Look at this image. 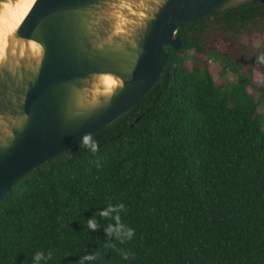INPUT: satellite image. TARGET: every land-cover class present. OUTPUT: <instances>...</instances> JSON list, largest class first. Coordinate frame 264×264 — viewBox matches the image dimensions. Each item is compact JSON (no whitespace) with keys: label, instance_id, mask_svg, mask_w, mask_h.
Here are the masks:
<instances>
[{"label":"trees","instance_id":"obj_1","mask_svg":"<svg viewBox=\"0 0 264 264\" xmlns=\"http://www.w3.org/2000/svg\"><path fill=\"white\" fill-rule=\"evenodd\" d=\"M260 30L261 1L180 29L168 78L95 148L79 141L0 200V264H264Z\"/></svg>","mask_w":264,"mask_h":264},{"label":"water","instance_id":"obj_2","mask_svg":"<svg viewBox=\"0 0 264 264\" xmlns=\"http://www.w3.org/2000/svg\"><path fill=\"white\" fill-rule=\"evenodd\" d=\"M120 1L35 0L14 31L43 50L39 59L8 53L0 63V200L30 170L133 108L162 74L167 79L174 64L165 46L181 48L185 25L264 3L143 0L148 6L136 7L147 15L122 25L108 13ZM102 73L122 83L95 94Z\"/></svg>","mask_w":264,"mask_h":264},{"label":"bare ground","instance_id":"obj_3","mask_svg":"<svg viewBox=\"0 0 264 264\" xmlns=\"http://www.w3.org/2000/svg\"><path fill=\"white\" fill-rule=\"evenodd\" d=\"M35 0H0V63L8 59V53L39 59L42 45L33 39H19L13 36ZM123 29L118 26L117 31ZM10 57V56H9ZM98 77L97 93H111L122 80L111 74L102 73Z\"/></svg>","mask_w":264,"mask_h":264},{"label":"rangeland","instance_id":"obj_4","mask_svg":"<svg viewBox=\"0 0 264 264\" xmlns=\"http://www.w3.org/2000/svg\"><path fill=\"white\" fill-rule=\"evenodd\" d=\"M136 6H138L139 8L140 7L145 8L148 6V4L143 0H134V1L122 0L117 4H114V8H112V10H110L108 13H110V16L114 20H116L119 24L126 25L127 23L134 22L133 14H142L143 16L147 15L145 11H142L141 9H137ZM251 34H252V36H250L251 38L247 39V41H249L248 50L253 54L261 53L264 50V30H260L259 33L256 32ZM210 68L214 76L216 78H219V72L221 70L220 63L213 61L211 63ZM256 74H257V79H259L261 74L258 72ZM229 76L231 78L235 77L233 73H229ZM248 89L250 92H253L255 90L252 84L248 85ZM260 110L264 114V104L261 106Z\"/></svg>","mask_w":264,"mask_h":264},{"label":"clouds","instance_id":"obj_5","mask_svg":"<svg viewBox=\"0 0 264 264\" xmlns=\"http://www.w3.org/2000/svg\"><path fill=\"white\" fill-rule=\"evenodd\" d=\"M261 59H264V57H262ZM84 143H85L86 145H87V144H91L93 148L96 147V142H95L94 140H92L91 137H85V138H84ZM88 225H89V227H95L96 224H95L94 219L89 220V221H88ZM129 234H130V233H129ZM86 259H92V257H91V256H88V257H86Z\"/></svg>","mask_w":264,"mask_h":264}]
</instances>
